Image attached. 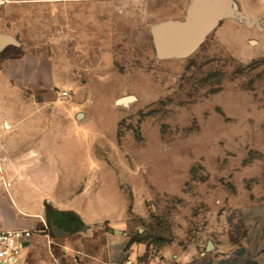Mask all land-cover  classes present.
Masks as SVG:
<instances>
[{
    "label": "rangeland",
    "instance_id": "374dc122",
    "mask_svg": "<svg viewBox=\"0 0 264 264\" xmlns=\"http://www.w3.org/2000/svg\"><path fill=\"white\" fill-rule=\"evenodd\" d=\"M48 4L0 7V33L20 44L0 53V128L6 112L23 110H32L17 115L27 123L69 125L61 133L72 139L74 175L61 180L71 192L62 205L82 220L60 214L73 232L34 237L21 264H104L113 231L156 256L186 253L228 201L264 211V42L248 43L259 38L225 20L189 58L158 60L141 6L136 19L116 18L105 28L103 54L94 42L84 54L75 31L63 34V19L53 43ZM51 70L59 87L37 95V81ZM129 96L135 100L127 106L116 104ZM23 149L32 148H7L10 155Z\"/></svg>",
    "mask_w": 264,
    "mask_h": 264
},
{
    "label": "crops",
    "instance_id": "0c3cea01",
    "mask_svg": "<svg viewBox=\"0 0 264 264\" xmlns=\"http://www.w3.org/2000/svg\"><path fill=\"white\" fill-rule=\"evenodd\" d=\"M192 1L48 0L55 30L53 43L59 44L57 31L63 19V34L64 28L72 33L75 31L80 40L81 53L90 52V45L94 42L96 49L103 54L107 43L104 38L105 28L114 26V19H136L139 12L144 14L143 18L149 21L151 28L162 22L183 20ZM232 2L239 12L252 21L251 26L242 27L251 33V37L259 38H249L248 43L256 46L264 42V3L257 0ZM119 3L127 4L128 8L133 7L134 11L105 12V4L114 7ZM141 6L143 9L137 12L135 9ZM23 59L24 56L18 61ZM65 59L72 64V59ZM56 82L54 70H51L50 77L43 75L37 81V86L43 88V91L35 93L42 97L49 96V88L59 87ZM40 110L43 109H37L38 112ZM31 111L6 112V129L2 131L0 128V168L4 181L8 183L6 189L0 183V231L36 230L40 225L38 230L42 231L47 207L61 214L72 213L79 221L82 220L72 208L62 205L66 195L70 196L71 192L66 191L64 185L61 186V180H68L74 175L71 169L72 158L67 154V146L69 144L72 147V139L61 133L69 130V125L51 122L49 118L38 125L17 117L19 114H32ZM76 120L82 124L85 115L77 114ZM9 146L32 149H23L20 155H10L7 150ZM42 147L49 148L50 152L45 153ZM67 199L70 200L69 197ZM224 205L228 208L209 221L203 229L204 240L189 252L156 256L145 244L132 239L129 234L113 231L105 241L104 264H264V211L256 209L252 204L239 205L233 201ZM230 209L235 212L232 216L228 214ZM41 235L47 237V233L33 234L29 240L22 242V256L30 248L32 239ZM22 256L17 264L22 263Z\"/></svg>",
    "mask_w": 264,
    "mask_h": 264
},
{
    "label": "water",
    "instance_id": "95a60500",
    "mask_svg": "<svg viewBox=\"0 0 264 264\" xmlns=\"http://www.w3.org/2000/svg\"><path fill=\"white\" fill-rule=\"evenodd\" d=\"M225 20L243 23L246 26L252 24L246 15L234 7L232 0H193L183 20L162 22L150 28L156 58L158 60L189 58ZM19 46V42L13 36L0 33V53L7 47ZM134 100L132 96L123 97L118 99L116 104L127 106ZM66 221V226L51 221L50 231L55 238L66 237L73 232L71 221Z\"/></svg>",
    "mask_w": 264,
    "mask_h": 264
},
{
    "label": "built area",
    "instance_id": "2783aa9c",
    "mask_svg": "<svg viewBox=\"0 0 264 264\" xmlns=\"http://www.w3.org/2000/svg\"><path fill=\"white\" fill-rule=\"evenodd\" d=\"M264 3V0H257ZM19 0H0V7H5ZM67 93H63L66 97ZM0 183L6 189L8 183L4 181L0 168ZM48 233V228L44 224L42 231L39 230H10L0 231V264H17L22 256V242L29 240L33 234ZM180 264V263H179Z\"/></svg>",
    "mask_w": 264,
    "mask_h": 264
},
{
    "label": "trees",
    "instance_id": "16d2710c",
    "mask_svg": "<svg viewBox=\"0 0 264 264\" xmlns=\"http://www.w3.org/2000/svg\"><path fill=\"white\" fill-rule=\"evenodd\" d=\"M47 212H46V221H47V228H48V232L51 234V236H53L52 235V233H51V231H50V227H51V221H55V222H57L58 224H60L61 225V223L63 224V221H61L59 218H58V216L61 214V213H59V212H50L51 210H50V208L49 207H47V210H46ZM67 215H73V214H69V213H67ZM78 219V218H77ZM79 220V219H78ZM69 221H71V220H69ZM67 224H64V226H66ZM72 225V224H71ZM54 237V236H53Z\"/></svg>",
    "mask_w": 264,
    "mask_h": 264
},
{
    "label": "flooded vegetation",
    "instance_id": "af4514ba",
    "mask_svg": "<svg viewBox=\"0 0 264 264\" xmlns=\"http://www.w3.org/2000/svg\"><path fill=\"white\" fill-rule=\"evenodd\" d=\"M64 224H67V221L66 220H63V224L61 223V226H64Z\"/></svg>",
    "mask_w": 264,
    "mask_h": 264
}]
</instances>
